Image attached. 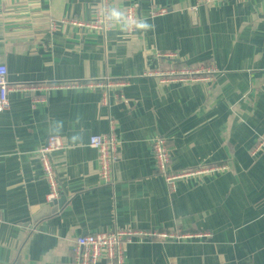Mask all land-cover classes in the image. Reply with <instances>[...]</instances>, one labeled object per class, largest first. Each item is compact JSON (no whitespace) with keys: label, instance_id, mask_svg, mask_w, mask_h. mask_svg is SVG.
<instances>
[{"label":"crops","instance_id":"crops-1","mask_svg":"<svg viewBox=\"0 0 264 264\" xmlns=\"http://www.w3.org/2000/svg\"><path fill=\"white\" fill-rule=\"evenodd\" d=\"M98 2L0 0V64L11 88H27L0 112V264H68L76 237L127 227L208 236L133 237L124 264H264V0H111L150 27L72 24L92 21ZM204 65L216 71L195 82L142 75ZM104 78L125 83L106 103L85 86ZM111 121L117 160L104 186L88 138ZM49 135L62 140L51 161L66 201L33 221L46 206L38 151ZM156 137L181 179L157 173ZM214 164L226 169L187 173Z\"/></svg>","mask_w":264,"mask_h":264},{"label":"built area","instance_id":"built-area-1","mask_svg":"<svg viewBox=\"0 0 264 264\" xmlns=\"http://www.w3.org/2000/svg\"><path fill=\"white\" fill-rule=\"evenodd\" d=\"M214 0H198V4H209ZM222 1V0H218ZM111 0H99L95 8V17L87 23L72 24L87 26L97 32L106 33L114 23L113 18L109 19L108 9ZM165 10L161 9L153 15L165 14ZM135 21H137L136 9L133 6H126L122 12V16L117 20L120 27L127 33L132 34L135 29ZM56 23L51 22L50 28L54 29ZM161 55H158V59ZM163 56V55H162ZM166 56H171L170 54ZM216 69L213 66H201L196 69H172L164 71H146L142 75L148 78H157L159 82L166 83L170 80H187L191 82L197 81L202 73H214ZM209 77H206V80ZM125 83H114L104 78L98 81L87 83L85 86L95 88L101 96L102 103H106L112 88L115 86H124ZM77 86V85H73ZM55 88H68L69 85H54ZM18 88L21 91L27 90L26 87L11 88L7 80V67L0 64V112L6 110L10 103V92L12 89ZM44 102V101H40ZM264 144V140L260 141ZM117 144L118 140L115 133V124L111 121L108 129L102 134H93L88 138V146L94 148L98 152L99 177L104 186H112L114 182L113 167L117 160ZM62 140L56 135H49L46 143L39 149V162L47 183V192L45 194L46 204L57 201L60 193L59 180L52 165L51 155L55 151L62 148ZM151 149L154 157V163L157 173L164 177L167 182L172 183L176 179H181L185 173H170V147L163 137L151 139ZM226 169L224 165L214 164L209 166L198 167L189 174L203 176L213 173H219ZM186 173V174H187ZM208 236L206 233H185L180 230L176 231H151L148 229H133L130 227L116 229L109 232H99L93 234H85L76 237L71 246V257L68 264H124V246L133 237H159L161 240L182 239V238H202ZM6 249L0 246V259L5 255Z\"/></svg>","mask_w":264,"mask_h":264},{"label":"water","instance_id":"water-1","mask_svg":"<svg viewBox=\"0 0 264 264\" xmlns=\"http://www.w3.org/2000/svg\"><path fill=\"white\" fill-rule=\"evenodd\" d=\"M65 201H66L65 197H60L57 201H54L50 204H46V206L40 209L39 211H36L35 213L33 211L32 220L37 221L38 219H41L42 217L45 218V217L51 216L52 214L58 213ZM14 264H24V263L19 260V261H16Z\"/></svg>","mask_w":264,"mask_h":264},{"label":"clouds","instance_id":"clouds-1","mask_svg":"<svg viewBox=\"0 0 264 264\" xmlns=\"http://www.w3.org/2000/svg\"><path fill=\"white\" fill-rule=\"evenodd\" d=\"M108 14H109V19L111 18H120L122 16V13L119 12L118 10L116 9H108ZM135 26L137 28H141V29H146L148 27H150V25H148L146 22H144L143 20H138V21H135Z\"/></svg>","mask_w":264,"mask_h":264}]
</instances>
